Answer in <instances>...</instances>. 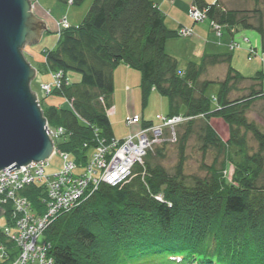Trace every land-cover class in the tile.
I'll return each instance as SVG.
<instances>
[{"label":"trees","instance_id":"1","mask_svg":"<svg viewBox=\"0 0 264 264\" xmlns=\"http://www.w3.org/2000/svg\"><path fill=\"white\" fill-rule=\"evenodd\" d=\"M60 1L81 5L85 0ZM191 6L204 10V20L213 29L214 22L264 32L262 18L254 23L248 11L228 10L204 0H194ZM58 22L60 37L55 47L44 50V64L52 76L61 74L60 84L49 93L43 90V100L55 95L68 105H47L40 98L50 129L64 130L54 139L58 153H67L78 167H85L99 143L115 139L109 110L114 70L121 63L141 72L144 103L156 90L169 100L165 118L182 115L186 120L175 127L182 129V160L176 174L153 162L162 153L154 148L176 139L164 128L163 140L147 152L143 164L133 166L125 181L116 186L101 182L91 195L49 218L43 235L53 264H264V127L247 115L257 98L264 99V73L244 76L232 65L230 54L190 60L179 71L178 59L167 51L168 40L179 33L167 27L153 0H93L78 25L63 28ZM235 43L233 48L241 46ZM216 65L226 66L225 75L205 77ZM68 71L81 73V80L70 81ZM211 84L219 86L213 96L207 94ZM217 115L230 125L228 139L210 123ZM154 126L152 120H145L139 131ZM197 127L204 133L203 151L212 145L224 160L220 169L210 166L209 176L189 183L183 160ZM250 139L258 144L255 151ZM47 182L21 191L38 216L49 206ZM2 207L15 228L12 203ZM12 232L9 226H0V246L5 248L0 264L18 256Z\"/></svg>","mask_w":264,"mask_h":264},{"label":"rangeland","instance_id":"2","mask_svg":"<svg viewBox=\"0 0 264 264\" xmlns=\"http://www.w3.org/2000/svg\"><path fill=\"white\" fill-rule=\"evenodd\" d=\"M194 0H153L159 6L165 16L167 27L173 31H179L182 27L192 30L188 36H176L168 40L167 51L174 55L179 62V71H182L186 63L190 60L201 61L204 56L216 54H230L232 56V65L236 67L244 76L254 77L259 72L264 73V32L261 33L256 29H247L243 27L221 28V35L211 27L208 20L194 21L190 17L189 10ZM208 4L220 3L221 7L228 10H242L250 12V19L255 21L262 18L264 24V0H204ZM93 0H85L81 5H72L60 0H35V14L47 22V31L43 34L42 39L31 46L24 48L28 61L38 70L37 76L32 80V89L37 92L43 100L45 97V83H52V72L45 66V49H52L59 40L58 21L64 17L67 18L71 25H78L85 17ZM261 10L260 12H255ZM252 22V21H251ZM264 28V26H263ZM241 43L240 47L233 48L232 42ZM252 50V51H251ZM253 52V53H251ZM226 72L225 65H216L209 68L205 77L213 78L224 76ZM68 78L72 82L81 80V73L75 71L67 72ZM262 89L264 91V74L261 75ZM222 78V77H221ZM142 75L139 70L131 68L125 63H121L114 70V95L113 108L109 110L112 130L115 139H123L137 133L145 120H152L155 126L161 125L163 121L160 116L166 117L169 113V100L166 96L161 95L158 91L153 90L144 103L142 88ZM219 86L211 84L207 94L213 96L217 94ZM236 93L234 96H237ZM47 105H68V101L59 96L52 95L43 100ZM215 104L212 103V108ZM264 99L257 98L252 108L247 112L250 119L264 127ZM137 117L138 120L128 123V119ZM140 118V119H139ZM211 125L223 139H228L230 135V125L227 121L217 115L210 118ZM180 127L175 129V141L159 144L154 149L160 148L162 153L157 155L153 160L154 163L160 164L170 174H176L177 167L182 160L180 152L179 133ZM204 133L197 127L190 136L186 144L183 160V172L186 180L191 183L195 177L209 176L210 166L221 167L224 155L216 147L209 145L206 152L203 151ZM251 138V135L249 134ZM108 144L111 141H107ZM251 150L255 151L258 144L255 140L250 139ZM56 146V144H55ZM102 149L101 147H99ZM154 150V151H155ZM93 150H90L92 155ZM146 157V156H145ZM144 162H142L143 164ZM46 173L50 176L55 175L62 170L64 159L62 155L55 152L53 156L46 161ZM85 167H78L74 173L79 174L84 171ZM233 168L229 166L227 176L230 177ZM225 174V173H224ZM226 176V175H225ZM231 179V177L229 178ZM111 185V184H110ZM116 186V185H114ZM161 198V196L159 197ZM0 226H9L12 231L14 226L8 223L6 215L0 217ZM46 239L42 234L37 241L39 247L43 246ZM18 257V256H17ZM10 261L8 264H12Z\"/></svg>","mask_w":264,"mask_h":264},{"label":"built area","instance_id":"3","mask_svg":"<svg viewBox=\"0 0 264 264\" xmlns=\"http://www.w3.org/2000/svg\"><path fill=\"white\" fill-rule=\"evenodd\" d=\"M189 13L194 21L206 19L204 10H200L197 6H191ZM212 24L217 34L221 35L222 27L214 22ZM60 25L63 28L70 26L66 18L60 21ZM178 33L180 36H188L192 30L182 27ZM234 45L239 46L238 43ZM231 46L233 47V44ZM60 76V73L54 74L53 82L44 84L43 89L49 93L53 87L60 84ZM161 119L165 121L163 125L142 129L123 139H112L109 144L103 141L99 143L90 162L80 174H74L78 166L67 153L62 154L64 159L62 170L52 175L50 179L46 174V162H33L13 171H8V168L1 171L0 206L11 202L14 207L15 228L11 238L19 249L18 257L12 264H53L52 258L47 253L48 244L44 243L41 247L37 244L38 238L48 225L49 218L59 210L69 207L79 198L91 195L101 182L117 185L125 181L131 175L133 166L136 163L142 164L147 152L163 140L164 128H169L175 139V127L186 120L182 115L168 118L161 116ZM136 120L137 117H130L128 123L131 124ZM48 128L53 140L64 132L62 128L51 130L49 124ZM45 182L48 183L50 190L49 206L42 216H38L21 191L30 184ZM4 250V246L1 245L0 255Z\"/></svg>","mask_w":264,"mask_h":264},{"label":"water","instance_id":"4","mask_svg":"<svg viewBox=\"0 0 264 264\" xmlns=\"http://www.w3.org/2000/svg\"><path fill=\"white\" fill-rule=\"evenodd\" d=\"M47 29V22L34 12L33 0H0V172L46 162L56 152L31 86L38 70L24 52ZM5 213L0 206V217Z\"/></svg>","mask_w":264,"mask_h":264}]
</instances>
